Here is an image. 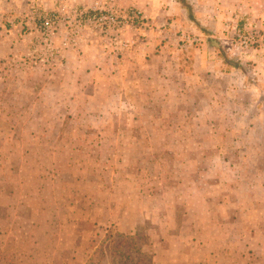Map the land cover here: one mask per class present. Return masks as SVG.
<instances>
[{"label": "rangeland", "instance_id": "rangeland-1", "mask_svg": "<svg viewBox=\"0 0 264 264\" xmlns=\"http://www.w3.org/2000/svg\"><path fill=\"white\" fill-rule=\"evenodd\" d=\"M50 8L0 6V264H264V125L238 103L252 93L199 63L131 82L152 17ZM262 46L239 48L247 70Z\"/></svg>", "mask_w": 264, "mask_h": 264}, {"label": "crops", "instance_id": "crops-1", "mask_svg": "<svg viewBox=\"0 0 264 264\" xmlns=\"http://www.w3.org/2000/svg\"><path fill=\"white\" fill-rule=\"evenodd\" d=\"M5 2L8 0H0V6ZM48 2L51 10L69 14L72 9L81 6L95 8L112 6L115 3L141 8L152 17L155 29L149 32L147 37L140 38L139 53H133L134 50L130 52L131 58L140 59V63L135 64V68L140 67L139 72L130 70L126 74L131 77V82L139 73L140 84L146 83L150 86L152 79H162L163 76H167L169 81L174 83L180 79L182 66L188 64L191 68L195 63H199L197 73L226 77L230 83L229 88H236L243 98L245 97L243 92L248 95L252 93L251 98H248V104L241 100L238 102L242 110L247 109V112H242V120L248 125H251V122L253 125H264V45L252 52V56H248L253 62L248 65L250 69L247 70L244 64L247 55L230 42L234 32L237 29L241 30L250 20H255L264 31V0H48ZM165 36L167 37L164 40ZM10 43L15 45L13 40ZM169 62L172 63L171 66ZM145 91L148 90L140 85V92L146 93ZM158 91L166 90L161 88ZM174 91L178 95L182 94L179 86H176ZM251 116H255L253 120Z\"/></svg>", "mask_w": 264, "mask_h": 264}, {"label": "built area", "instance_id": "built-area-1", "mask_svg": "<svg viewBox=\"0 0 264 264\" xmlns=\"http://www.w3.org/2000/svg\"><path fill=\"white\" fill-rule=\"evenodd\" d=\"M75 9L72 11V13H75L74 18L78 20L87 19L100 24H143L145 26H153L152 22L144 14V12L135 6H129L128 8L120 9H115L114 6H98L93 9ZM121 15L124 16L121 17ZM59 17L60 14H58V12H52L48 15H44L42 18H40L41 28L44 29L46 33L50 31L53 32L55 24L58 23ZM246 27L247 28H243V31L237 29L234 32L235 36L238 38L236 46L239 48H251L264 45V31L257 25H247Z\"/></svg>", "mask_w": 264, "mask_h": 264}]
</instances>
